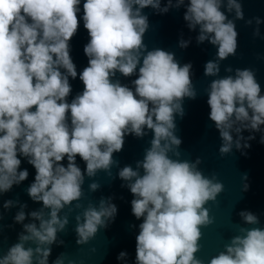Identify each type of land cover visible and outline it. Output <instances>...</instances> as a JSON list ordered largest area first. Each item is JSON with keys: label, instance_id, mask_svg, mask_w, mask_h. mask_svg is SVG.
Instances as JSON below:
<instances>
[{"label": "clouds", "instance_id": "clouds-1", "mask_svg": "<svg viewBox=\"0 0 264 264\" xmlns=\"http://www.w3.org/2000/svg\"><path fill=\"white\" fill-rule=\"evenodd\" d=\"M148 6L161 13L185 7L187 27L199 28L197 42L207 40L216 46L217 59L206 62L205 75L216 76L219 61L236 54L235 20H244L241 0H167L163 7L160 0H83L82 16H78L81 0H0V193L27 179L28 170L20 169L18 158L24 157L35 169L27 194L43 205L28 214L39 224L23 225L19 242L0 255V264H48L50 246L65 230L73 208L83 209L75 216L78 245L87 244L107 227L117 207L104 199L99 207L90 202L82 206L84 175L93 177L98 170L110 175L116 163L112 154L122 150L125 135L142 137L145 128L153 136L143 160L137 162L143 175L130 166L119 171L134 197L132 214L137 220L143 217L135 236L134 264H204L195 256L201 228L213 222L204 205L215 201L224 186L215 174L208 178L197 169L200 158L193 163L169 156V152L180 156L175 115H184V98L194 99L196 92L191 63L181 66L173 53L160 48L146 50L143 37L149 24L141 9ZM225 8L234 12L233 19ZM81 19L89 36L83 48L88 64L79 73L83 91L69 102V77H77L70 40ZM253 21V36H260L264 21L257 16L246 24ZM187 44L180 41L182 48ZM137 67L134 88L112 79L117 72L132 76ZM225 71L233 69L229 66ZM206 91L208 116L222 141V156L231 153L233 144L237 149L249 148L248 141L257 132L264 144V94L254 70L237 68L235 75L213 79ZM243 130L251 134L245 138ZM77 156L85 164L83 172ZM243 176L247 179L246 173ZM98 187L97 182L89 185L93 191ZM248 187L245 184L244 190ZM14 203L18 201L5 200L3 208ZM26 206L20 205L16 222L25 220ZM65 208L68 211L61 216ZM239 215L247 224L259 223L250 211ZM238 231L242 235L232 237L208 264H264V228ZM28 242L35 247H26ZM127 255L120 251L116 258L125 260ZM54 264H65L64 254Z\"/></svg>", "mask_w": 264, "mask_h": 264}, {"label": "water", "instance_id": "water-1", "mask_svg": "<svg viewBox=\"0 0 264 264\" xmlns=\"http://www.w3.org/2000/svg\"><path fill=\"white\" fill-rule=\"evenodd\" d=\"M160 2L163 7L167 0H160ZM241 3L244 20H235L238 32L236 54L219 61V73L216 76L204 74L206 62L217 59L216 46L207 40L197 42L199 28L190 30L187 27V22L183 19V13L186 10L184 6L170 8L167 13H161L151 6L141 9V14L147 16L149 24L143 37L146 50L160 48L173 53L175 60L181 66L185 63L192 65L191 80L196 96L194 99L185 97L182 102L184 115H175L174 134L182 141L177 149L180 156L176 157L172 152H169V156L193 163L200 158L201 162L196 165L197 169L208 178L215 174L216 179L224 186L215 201H209L204 205L213 218L211 224L201 228L202 236L198 241L200 249L195 253V256L204 264H208L213 256L224 251L225 245L230 243L232 237L242 235L238 231L239 228H264V144L259 142L261 133H255V139L248 141L251 145L249 148L237 149L233 144L231 153L222 156L219 153L222 141L218 130L208 116L210 109L207 104L206 89L213 79L235 75L237 68L254 70L256 79L261 85V94H264V22L259 25L260 36L256 37L253 36L255 22L253 21L251 25L246 24L248 19L257 16L264 21V0H241ZM82 4L83 0H81V13L78 16L83 14ZM222 10L226 12L229 19L234 18V12L227 13L226 8ZM88 40L89 36L81 19L77 33L70 40V55L76 65L77 77L75 79L69 77L72 87L67 98L69 102L83 91L84 86L79 79V73L88 64V57L83 51ZM181 40L188 41L187 47H180ZM229 66L233 69L231 73L225 71ZM138 67L137 72L132 76L125 77L117 72L112 79L134 88L131 82L137 78ZM144 132L145 135L142 137L131 133L125 135L122 150L112 154L116 163L111 166L110 175L104 170H98L93 177L87 176L86 173L84 175L82 185L84 197L80 200L81 205L87 207L90 202L93 206L99 207L100 200L104 199L116 205L117 213L114 218L109 219L107 227L100 229L87 244L78 245L75 216L83 209L73 208V211L68 214L69 222L65 230L57 233V241L50 246L51 254L48 257V264H54L61 254L65 256V264L68 260H72L74 264H134L135 236L138 234V226L143 217L137 220L132 214L131 200L134 197L127 186L129 181L122 180L119 177V171L125 166H130L143 175V169L137 168V162L143 160L145 150L151 146L150 141L153 136L150 129L145 128ZM250 134L248 130H243L241 133L245 138ZM236 135L233 132L234 140ZM242 152L246 155H242ZM18 158L21 159L20 169H27L29 175L19 185H13L10 191L0 193V255L6 254L10 246L19 242V235L24 232V224H39V221L33 220L28 214L43 207L41 202L32 201L26 191L34 180V167L27 162L26 158ZM62 163L66 166V158ZM76 163L83 172L85 164L79 156ZM245 173L247 179H244ZM93 182L99 184L94 191L89 189V185ZM245 184L249 185L247 190H244ZM5 200L18 201V203L4 209ZM20 205H27L22 209L26 218L23 222H16L14 217L21 211ZM44 211L47 216L48 210ZM67 211L68 209L65 208L60 215L63 216ZM241 211L252 212L257 216L259 223L257 225L245 223L239 215ZM27 246L35 247L32 242H28ZM120 251L127 252L125 260H117L116 257Z\"/></svg>", "mask_w": 264, "mask_h": 264}]
</instances>
